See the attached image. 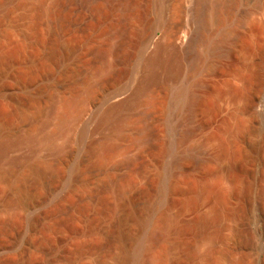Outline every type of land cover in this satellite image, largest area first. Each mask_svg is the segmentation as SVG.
<instances>
[{
  "label": "rangeland",
  "instance_id": "rangeland-1",
  "mask_svg": "<svg viewBox=\"0 0 264 264\" xmlns=\"http://www.w3.org/2000/svg\"><path fill=\"white\" fill-rule=\"evenodd\" d=\"M196 4L0 0V264H264V0Z\"/></svg>",
  "mask_w": 264,
  "mask_h": 264
},
{
  "label": "bare ground",
  "instance_id": "bare-ground-1",
  "mask_svg": "<svg viewBox=\"0 0 264 264\" xmlns=\"http://www.w3.org/2000/svg\"><path fill=\"white\" fill-rule=\"evenodd\" d=\"M237 0H218V1H214V2H211L210 1V3L208 2V0H197V4H196V8H197V10H196V16H195V18L196 19H198L199 20V22L201 21L202 23H203V25H206L207 23H208V20L210 19V20H212V21H214V22H216V23H219L218 25H220V24H223V23H226L227 21H229L228 19H229V14H228V10H226V9H228V7L230 8L231 7V5H233V3H235ZM205 3H207L206 4V6L204 5ZM253 10H255V9H253ZM245 12V11H244ZM254 12L255 11H252V10H248V11H246L245 13H243L242 14V16L235 22V24L231 27V29L229 28V30H230V32L229 33H226V32H224L223 33V37H225V38H228L230 41L232 40V39H235L236 38V34H237V32H236V30H238V27H240V25L242 26L253 14H254ZM228 24V23H227ZM202 25V26H203ZM224 25V24H223ZM239 25V26H238ZM238 26V27H237ZM234 27H236V30H234L235 28ZM203 29H204V31H205V28L203 27ZM204 31H201V32H204ZM206 33V32H205ZM221 35V34H220ZM208 36V35H207ZM206 36V38H205V36L203 35V33H201V36L199 37V38H196V37H192V38H190V36H189V38H190V40H188V42H187V44L188 45H193V44H196L197 42L196 41H204V42H206V41H210L209 40V37H207ZM222 36V35H221ZM211 38V37H210ZM222 38V37H221ZM212 41V40H211ZM227 41V40H226ZM211 43H213V42H210V44ZM215 44V43H214ZM177 45V44H176ZM176 45H175V48H176ZM216 45V44H215ZM214 45V46H215ZM182 46H186V45H183L182 44ZM213 46V47H214ZM179 47H181L180 45H179ZM178 46H177V48H179ZM167 47L165 46V45H159V48H158V52L156 51V55L155 56H153V57H150L149 59H147L148 61H147V65H148V67H149V69H148V75L145 77V79H144V81H143V83L146 85L148 82H150V81H152V77H154L155 75H157L156 73V71L157 70H155L154 68L156 67V64L158 65V64H162V63H164V59L165 58H163V54L165 53V51H167ZM172 50H173V48H172ZM177 50V49H176ZM214 50L215 51H213V52H217V53H219L218 51V48L216 49V46H215V48H214ZM174 51H175V49H174ZM221 52V51H220ZM223 52L224 53H226L227 52V49L225 50H223ZM167 53V52H166ZM217 53H215V54H217ZM228 53V52H227ZM174 54H175V52H174ZM165 56V55H164ZM166 62V61H165ZM166 66V65H165ZM154 67V68H153ZM161 67V66H160ZM159 68V67H158ZM157 69V68H156ZM156 77V76H155ZM154 77V78H155ZM143 84V85H144ZM186 91V90H185ZM185 93H184V89L183 88H180V89H178V91H177V96H183ZM193 95V94H192ZM193 100V97L191 96V94L189 95V96H187L186 98H185V101H186V103H190L191 101ZM124 104V102H117V103H113L112 105H111V109H114V108H119V106H121V105H123ZM189 105H191V104H189ZM189 116V115H188ZM49 120H50V118H49ZM49 120H47L46 122H48ZM30 138V137H29ZM39 139V138H38ZM26 141L28 140V142L29 141H33L34 143L35 142H37V139L36 138H32V139H27V137H26V139H25ZM39 140H41L40 142H41V145L43 144L44 145V147L46 146V147H48V148H51L52 150H54V151H57L58 152V150H59V147L56 145V138H55V136L54 135H45L44 137H41ZM32 142V143H33ZM40 142H39V145H40ZM38 144V143H37ZM42 145V146H43ZM0 146L2 147V148H4L5 149V146H6V144H4L3 142H0ZM34 147V146H33ZM61 150V149H60ZM257 150V149H256ZM22 162V161H21ZM20 162V158H13L12 159V163L13 164H20L21 163ZM171 175V174H170ZM170 178V177H169ZM166 179H168V178H166ZM169 180V179H168ZM171 183V182H170ZM170 183L169 182H165L163 185L164 186H162V191H161V197H163L162 198V200L160 201V204H161V210H162V208H163V206H165V202H166V198L164 199V197H166L165 196V194H167L168 192H169V190H171V189H173L171 186H170ZM170 187H171V189H170ZM165 201V202H164ZM165 207H167V206H165ZM160 209V208H159ZM157 219V218H156ZM147 223V222H146ZM155 224H156V221H154V220H152L150 223H148V225L150 226V228L151 229H153L154 228V226H155ZM161 230V229H160ZM161 233V232H160ZM163 234V233H162ZM153 236V235H152ZM151 236V237H152ZM158 236H161V234L160 235H158ZM164 236V235H163ZM150 237V238H151ZM148 238H149V236H148ZM157 238V237H156ZM154 239V238H153ZM149 241H150V239H149ZM144 244V243H143ZM142 247V244H140V245H138V250L136 251V256H138L139 254H138V251L140 250V248ZM163 247V246H162ZM161 247V248H162ZM161 250H163V252H162V255H160V256H158V255H156V257H152L153 259H152V262H154L155 264H166V254H167V251H169V249H168V247L167 246H164V249L162 248V249H160V251ZM262 251H263V253H264V248H262ZM140 252V251H139ZM132 254V253H131ZM135 254V253H134ZM141 255V254H140ZM132 257V256H131ZM135 260V259H134ZM150 261H151V258L149 259V262L148 263H150ZM231 262V261H230ZM232 263V262H231ZM231 263H228V264H231ZM150 264H152V263H150ZM233 264V263H232Z\"/></svg>",
  "mask_w": 264,
  "mask_h": 264
},
{
  "label": "water",
  "instance_id": "water-1",
  "mask_svg": "<svg viewBox=\"0 0 264 264\" xmlns=\"http://www.w3.org/2000/svg\"><path fill=\"white\" fill-rule=\"evenodd\" d=\"M263 241H264V238H263Z\"/></svg>",
  "mask_w": 264,
  "mask_h": 264
}]
</instances>
